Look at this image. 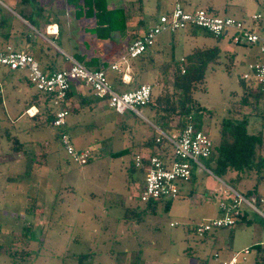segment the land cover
<instances>
[{
    "label": "rangeland",
    "instance_id": "1",
    "mask_svg": "<svg viewBox=\"0 0 264 264\" xmlns=\"http://www.w3.org/2000/svg\"><path fill=\"white\" fill-rule=\"evenodd\" d=\"M172 1L117 0V5L127 8L130 21H134L139 3L157 17L164 11L162 5ZM179 2L185 10L203 8L218 16H231L264 35V0ZM256 14L259 18L252 19ZM133 31L132 36L140 32ZM171 33L178 44L159 50L152 75L135 67L133 81L148 83L152 97L169 92L175 60L193 47L216 44V62L206 66L203 81L192 91L193 98L207 110L201 129L216 144L230 101L241 92L240 75L248 62L264 63V54L256 45L233 43L230 31L218 38L199 29L192 34L176 30L159 35L169 37ZM153 53V48L149 49L141 59L153 58ZM26 79L25 70L9 71L0 65V243L7 244L25 225L32 230L28 246L12 245L13 249L24 248L29 253L27 259L5 251L0 253V264H221L229 257L227 250L235 253L244 246L264 243V196L261 204L255 205L261 213L242 204L249 224L237 217L232 237L228 235L231 227L201 235L192 230L221 216L219 203L226 199L222 191L232 189L211 173L205 159L199 161L209 172L193 165L189 179L177 182L178 194L167 207L164 199L140 200L144 175L133 167V158L149 149L153 130L158 131L148 120L151 112L145 107L139 108V115L131 110L119 114L106 104L96 107L95 113L85 108L77 111L79 107L73 105L78 101L76 91L70 90L65 123L55 127L47 118L57 108L51 103L46 107L42 98L32 117L24 113L25 103L36 92ZM247 83L252 93L260 86L251 80ZM261 86L260 109L264 108V82ZM252 122V129L264 134V117ZM60 133L68 136L75 151H87L85 164H76L65 152ZM260 153L264 158V145ZM258 176L262 178L258 189L264 193V166L258 173L246 172L237 191L243 193ZM247 257L243 264H251L252 253Z\"/></svg>",
    "mask_w": 264,
    "mask_h": 264
},
{
    "label": "built area",
    "instance_id": "2",
    "mask_svg": "<svg viewBox=\"0 0 264 264\" xmlns=\"http://www.w3.org/2000/svg\"><path fill=\"white\" fill-rule=\"evenodd\" d=\"M251 18H259V14L252 15ZM189 27L201 28L213 36H226L230 31L229 38L233 43L256 45L258 52L264 54V35H259L253 29L245 27L240 20L231 16L213 15L203 8L185 10L180 2L175 1L169 10L160 13L137 38L130 41L115 60L107 65H100L98 69H88L67 56L65 67L46 72L31 54L10 46L0 49V65L9 71L25 70L28 82L37 91L51 96V105L57 108L50 120L52 126L60 127L65 123L66 92L73 82H79L88 87L96 97L104 100L106 105L116 113L122 114L125 110H131L139 115L137 107L148 102L150 85L140 83L133 89L117 92L110 86L106 71L109 69L121 73L122 82L128 81L130 60L137 58L153 46L159 34L185 30ZM49 31L56 32V28H50ZM246 67L247 70L241 74L243 80H251L257 84L264 82V63L254 60L248 62ZM181 71L183 72L182 69ZM36 112L35 106L24 110V113L30 117ZM161 134L171 144L170 158L161 156L159 151L153 154H135L133 158L134 166L145 170L143 189L139 195L140 200L144 202L158 199L167 201L175 198L178 194L177 182L189 179L193 165L208 171L199 161L200 158L206 159L212 149V143L206 132L202 129H195L190 122H187L177 133L170 136ZM59 141L76 164L83 165L87 162V151H75L66 134L60 133ZM222 193L226 199L219 203L221 216L205 220L197 225L195 227L197 234L201 235L213 228L234 224L240 203L258 211L254 206V198L245 199L232 189H224ZM260 201L262 202V197ZM247 252L248 250L244 248L221 264H235L238 255Z\"/></svg>",
    "mask_w": 264,
    "mask_h": 264
},
{
    "label": "trees",
    "instance_id": "3",
    "mask_svg": "<svg viewBox=\"0 0 264 264\" xmlns=\"http://www.w3.org/2000/svg\"><path fill=\"white\" fill-rule=\"evenodd\" d=\"M64 3L66 6L73 8L74 14L78 17L85 15L88 17L91 16L93 25L86 29L98 42L109 39L112 32L121 33L125 30L126 15L124 11L125 7L122 4L109 7L106 5V0H64ZM138 8H141V3L138 4ZM24 29L28 30L29 28L24 26ZM196 29L203 31V33L207 35H211L210 33L197 27H189L185 29V31L192 34ZM137 37V35H130L122 47L125 49L130 41ZM213 37L218 38L220 36ZM57 42V40H54V43L59 46V43ZM143 54L137 58L131 59V65L136 63L135 60L145 64L146 60L141 59ZM218 55L219 48L216 44L209 47H193L181 58L175 60L176 68L169 83L170 91H163L161 94H157L152 97L150 90L148 102L141 107H145L151 112L148 120L159 132L153 130L154 136L149 142V149H147L146 154H153L155 151H159L161 156L170 158L171 144L161 133L170 136L173 133L179 132L187 122H190L195 129H201L202 115L207 110L193 98L192 91L197 88V84L203 81L206 66L211 63H215ZM72 58L84 65L86 68L92 70L98 69L100 65H106V62L104 60H100L99 58L90 57L89 59H85V54L80 53L77 50L72 54ZM136 68L139 71L142 69L137 65ZM42 70L50 72L45 68ZM134 73L132 74V79H134ZM238 82L241 86V92L235 99L230 101L227 116L223 118L219 127L218 141L216 144H212L211 152L205 159V162L206 167L210 169L211 173L215 177L224 181L243 198L250 199L251 197H254L255 206L261 204L260 198L264 196V193H261L258 189L259 181L262 180V178L258 176L250 188L245 189L244 191L241 190L243 193L237 191V188L239 181L243 179L246 172L254 170L258 173L264 166V158L260 153V149L264 145V134L261 130L256 131L252 129L254 128L252 122L253 118L264 117V108H259L263 95V87L259 84L260 86H257L259 88L256 92L252 93V91L249 90L251 84L243 80L241 75ZM109 83L112 89L117 92L131 89L127 85L120 91L119 88L115 86V84L122 83L121 73L117 76H113L109 80ZM234 94L235 93L232 95ZM69 95L70 90H67L66 98L69 97ZM40 98H42L43 104L46 107L48 103H51L50 95L36 90V92L31 95L25 103L23 111L30 105L39 106ZM139 108L140 107H137L138 110ZM52 118L53 112H49L47 120L50 121ZM173 120L175 121L172 125L171 122ZM13 141L15 142V147L13 149H16V138H14ZM123 150L125 149L119 150L115 153H121ZM133 167H135L134 164ZM138 169L141 171L143 170L142 168ZM169 201L170 200H167L165 202V207L168 206ZM146 202L151 203L153 200H147ZM242 204L244 203H240L238 206L239 212L235 217L234 224L226 227H220H231L228 232L230 237L233 235L232 231L234 225L236 224L237 217L241 221L246 222V224H249V220L246 219V210L242 208ZM220 228H213L204 233H210ZM192 230L195 232L194 228ZM31 232L32 230L30 226H23L22 232L18 236H12L7 244L0 243V253H4L6 251L9 256L14 257L16 254H19L20 256L22 255V258L27 259V255L29 253L24 248L23 250L22 247L29 245ZM18 243L22 246L20 247V250H17L16 248L13 249L12 245ZM246 249L248 252L252 253L251 264H264V243H254L247 246ZM238 252L240 251L235 253Z\"/></svg>",
    "mask_w": 264,
    "mask_h": 264
},
{
    "label": "crops",
    "instance_id": "4",
    "mask_svg": "<svg viewBox=\"0 0 264 264\" xmlns=\"http://www.w3.org/2000/svg\"><path fill=\"white\" fill-rule=\"evenodd\" d=\"M174 1L177 0L164 3L162 5L164 11L169 10ZM117 4V0H106V5L109 7L117 6ZM148 10L142 6L141 8H137V16L133 18L135 20L130 21L132 17H129V10L124 8L126 15L125 30L121 33L112 32L109 39L98 42L86 29L93 25L91 16H76L73 8L66 6L64 0H0V49L10 46L14 49L27 52L33 56L42 69H48L50 72L65 67L67 64L64 66L63 63H66V57L72 58V54L76 50L84 53L85 59H89L90 57L99 58L100 60H104L107 65L125 50L122 45L129 38L130 33L134 32L133 29L136 28V31H140L137 35L139 36L155 20L156 17L152 16ZM237 11L241 12L242 8H237ZM24 26L29 29L25 30ZM54 27L56 28V32L49 31L50 28ZM261 28L263 29L262 26ZM160 35L156 38L154 45L147 49L148 51L153 48V58H148L145 64L139 61L138 64L131 65V62L130 71L127 76L128 81L115 84L116 87L125 88L128 85L129 88L133 89L140 83H146L143 81L133 82L132 74L135 72L134 68L136 65L142 68L141 70L144 74L152 75L155 72L154 68L152 69V66H154L153 62L156 63L158 61L156 57H158L157 53L159 50L165 48V46L178 44L177 39L174 42L173 33L169 37H160ZM54 40L58 41L59 46L54 43ZM106 74L108 80L113 76L119 75L118 72L109 69L106 71ZM69 90L71 92L76 91L75 96L78 101L73 105L79 107L77 111L85 108L90 113H95L96 107L106 104L104 100L95 97L88 87L79 82H73ZM71 96L70 93L66 99V108H68L69 102L72 99ZM35 108L37 109V106ZM137 154L145 155L146 152H138ZM142 172L144 175L145 170L143 169ZM244 248L246 246L235 251H241ZM227 253L231 257L234 251L227 250ZM249 254L251 253H240L236 264L247 263L246 261L249 258L247 256Z\"/></svg>",
    "mask_w": 264,
    "mask_h": 264
},
{
    "label": "water",
    "instance_id": "5",
    "mask_svg": "<svg viewBox=\"0 0 264 264\" xmlns=\"http://www.w3.org/2000/svg\"><path fill=\"white\" fill-rule=\"evenodd\" d=\"M225 35V34H224Z\"/></svg>",
    "mask_w": 264,
    "mask_h": 264
}]
</instances>
